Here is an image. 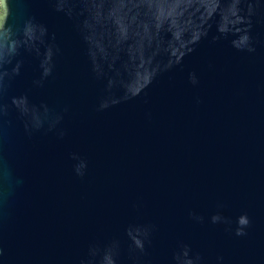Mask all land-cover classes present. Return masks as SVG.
<instances>
[{
  "label": "water",
  "instance_id": "water-1",
  "mask_svg": "<svg viewBox=\"0 0 264 264\" xmlns=\"http://www.w3.org/2000/svg\"><path fill=\"white\" fill-rule=\"evenodd\" d=\"M0 264H264V0H0Z\"/></svg>",
  "mask_w": 264,
  "mask_h": 264
}]
</instances>
